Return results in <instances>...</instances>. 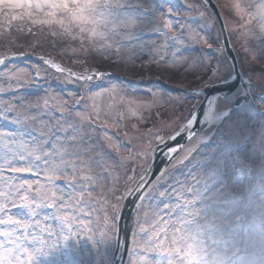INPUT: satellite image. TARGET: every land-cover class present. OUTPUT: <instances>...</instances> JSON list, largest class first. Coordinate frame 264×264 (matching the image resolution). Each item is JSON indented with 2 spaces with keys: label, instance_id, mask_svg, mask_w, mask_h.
Wrapping results in <instances>:
<instances>
[{
  "label": "snow or ice",
  "instance_id": "obj_1",
  "mask_svg": "<svg viewBox=\"0 0 264 264\" xmlns=\"http://www.w3.org/2000/svg\"><path fill=\"white\" fill-rule=\"evenodd\" d=\"M36 35L82 67L0 52V264H264V0H0L5 49ZM105 63L199 83L141 92ZM145 112L163 127L109 131Z\"/></svg>",
  "mask_w": 264,
  "mask_h": 264
},
{
  "label": "rangeland",
  "instance_id": "obj_2",
  "mask_svg": "<svg viewBox=\"0 0 264 264\" xmlns=\"http://www.w3.org/2000/svg\"><path fill=\"white\" fill-rule=\"evenodd\" d=\"M219 4H223V0H215ZM157 2H162L165 4V10L169 5H175L178 8L183 11L184 7L187 4H195L199 5L201 2L200 0H157ZM221 13H224L225 10L223 8L220 9ZM186 19H189L192 21L193 28L199 29L200 31L207 34L208 38L210 40H214L217 37H219V29L218 25L215 23L214 18L208 19L204 18L201 19L198 11H192L189 15L185 16ZM205 25L207 27L205 28ZM34 31H38V29H34ZM31 40H43L44 43L36 48L35 50L30 48H21V49H5V38L0 37V52H3L5 50L9 51H27V52H33L35 55H44L49 59H52L56 63L62 64V66L71 68L74 71L78 68L82 67V65L74 64L72 60L68 57L63 55L59 49L63 47L62 44H56L52 45V41L55 39L51 36H43V35H36L31 36ZM221 46V39L219 45H213V49L210 51H215L217 47ZM202 51H208L206 49V46L201 49ZM187 55H196L198 53L194 52L192 49L186 50ZM215 56L210 57L212 60V64H215L216 62ZM98 67H101L103 70L110 72L112 76L119 77L120 79L126 80L131 82L132 85L138 87L141 92L148 91L152 88H158V89H170L172 90L170 94H174L176 90H187L188 88L195 87L199 81L196 79H193L191 76H186V74L181 73L179 75L177 74H171L167 72H157L155 70L151 71H145L144 73H141L139 71H136L133 73L131 69L128 70H122L120 66H112L108 63L98 65ZM171 76V78H169ZM52 83H58V81H51ZM176 113H179V109L175 110ZM169 118H173L172 109H168ZM144 116L147 117L148 123H142L139 119L135 117H128L125 116L123 120V126L116 128L112 125H109V131L116 132L120 135L122 141H127L128 136H125L124 133L128 132L132 137H135L137 135H140L141 133L147 132L149 128H152L154 131L163 127V121L156 120L154 116H150L147 112L144 113ZM176 124L179 123V121H175ZM132 125H137L139 131H136L133 129ZM176 128H170L169 131H175ZM137 142L135 139H133V144L135 145ZM124 155H127V153H123ZM178 165V161L176 164L174 163V166ZM173 168L171 167L169 171H172Z\"/></svg>",
  "mask_w": 264,
  "mask_h": 264
},
{
  "label": "water",
  "instance_id": "obj_3",
  "mask_svg": "<svg viewBox=\"0 0 264 264\" xmlns=\"http://www.w3.org/2000/svg\"><path fill=\"white\" fill-rule=\"evenodd\" d=\"M201 1V0H200ZM213 3L215 4L216 2L213 0ZM209 11H211V9H209ZM220 11V10H219ZM221 12V11H220ZM215 19V18H214ZM218 24V23H217ZM218 26H219V30H220V25L218 24ZM221 43H222V46L224 45V39L221 37ZM229 52L231 53V55L233 56V57H237V55H236V53H235V51H232L231 49H229V51L228 52H226L225 53V55H228L229 54ZM238 59V58H237ZM231 63H232V61L231 60H229ZM237 70L239 71V65H237ZM237 86H240L239 85V82H238V85ZM168 163V161L166 160V158H165V156H164V154H163V152H161L160 154H158V156H157V159H156V161H155V170L156 171H159L161 168H163L164 167V165L165 164H167ZM173 164H174V162H173ZM171 167V166H170ZM169 167V168H170Z\"/></svg>",
  "mask_w": 264,
  "mask_h": 264
},
{
  "label": "bare ground",
  "instance_id": "obj_4",
  "mask_svg": "<svg viewBox=\"0 0 264 264\" xmlns=\"http://www.w3.org/2000/svg\"><path fill=\"white\" fill-rule=\"evenodd\" d=\"M237 58H239V57H237ZM229 63H231L230 61H229ZM191 143H195V141H192ZM191 143H189L188 145H187V147H191ZM177 162V161H176ZM176 162H175V164H176Z\"/></svg>",
  "mask_w": 264,
  "mask_h": 264
}]
</instances>
